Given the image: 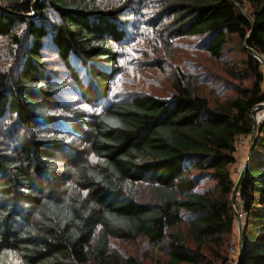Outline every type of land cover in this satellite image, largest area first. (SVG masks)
I'll use <instances>...</instances> for the list:
<instances>
[{
    "label": "trees",
    "instance_id": "trees-1",
    "mask_svg": "<svg viewBox=\"0 0 264 264\" xmlns=\"http://www.w3.org/2000/svg\"><path fill=\"white\" fill-rule=\"evenodd\" d=\"M32 3L0 0V35L19 47L12 29L20 22L31 38L16 75L0 70V122L8 114L30 130L19 142L16 129L8 131L9 153L0 139V264H143L112 247L111 239L146 240L155 264H202L205 250L208 264H228L235 224L228 168L236 161V138L252 133L251 110L264 102L262 66L247 50L264 57V0H36L34 9ZM246 4L253 24L238 10ZM32 11L39 21L26 16ZM48 11L58 22L46 28ZM128 15L139 22L131 25L139 31L135 39L122 25ZM47 33L85 103L108 97L124 39L128 46L141 38L173 57L182 39L195 37L198 49L218 60L235 36L251 85L233 96L215 91L210 99L205 79L212 72L204 66L203 80L179 73L168 99L146 93L105 101L89 125L95 161L76 162L72 194L64 197L57 194L54 162L70 146L51 122L61 84L42 59ZM71 55L86 68V81ZM235 72L238 67L229 74ZM65 112L73 131L85 130V110ZM255 130L234 200L242 220L239 264H264V120ZM202 181L213 183L200 189Z\"/></svg>",
    "mask_w": 264,
    "mask_h": 264
},
{
    "label": "rangeland",
    "instance_id": "rangeland-1",
    "mask_svg": "<svg viewBox=\"0 0 264 264\" xmlns=\"http://www.w3.org/2000/svg\"><path fill=\"white\" fill-rule=\"evenodd\" d=\"M33 1L36 2V0ZM244 9L246 10L245 12H251L247 4ZM135 10H137L136 7L131 9V11ZM30 14L33 16V11L30 12ZM46 14V19H44L46 28L58 22L56 15L51 14L50 11ZM33 17L36 19L35 15ZM133 23H136V20L128 15L122 24L128 36H130V39L133 37L135 39L136 35L139 33V31L131 27ZM138 23L137 20L135 26H137ZM12 31L19 37L20 46L10 45L7 37L0 35V70L7 71L10 75H16L23 59L24 50L28 47L31 38L24 23L16 22ZM42 40L43 45L40 51L46 65L45 69L46 71H50L51 69L52 77H54L53 81L61 84L55 92L57 105L54 111L51 112V122L56 126L55 129L62 131L60 134L63 135L67 146H70V150L57 151V157L54 162L57 194H63L64 197H69L72 194V185L74 184L76 176V162L81 158L92 163L95 161V157L90 152L91 137H89V135L91 128L89 125L91 123V118L100 111L105 101L108 103L116 99L124 100L130 96L146 93L168 99L172 94V81L176 79L179 73H192L198 75L199 78L203 80L206 74L204 70L200 68H204V66L212 72V76H207L205 79L208 90L210 91L207 90L210 99H214L215 96L212 94H215V91L220 95L219 97L224 95L233 96L239 89L251 85V79L244 78L243 65L240 63V61L246 58V53L242 49V43L235 36L230 38L225 46L223 57L218 60L207 56L202 50H199L198 47L201 46V40L195 37L182 39L177 52L174 51L173 57L163 50L156 52L155 48L143 44L141 38L137 39L135 44H132L130 41V45L128 46L123 44L126 41V39H124L123 43H119L116 47L117 52L120 54V64L122 67L120 72L116 74L112 80L108 97L102 99L99 102L100 104L85 103L68 69L52 43L51 34L47 33ZM188 45H193L192 48L194 49L191 48V51L187 50L186 47ZM131 50L133 54H131ZM130 55H133L132 60L135 61H130ZM199 61H202L203 64L199 65ZM71 64L78 72L79 76L86 81V68L74 55H71ZM233 67H238L239 72L235 73H239V75L229 74L230 69ZM261 70L264 73L263 67ZM66 108H81L85 110L86 126L84 131H73V119L65 112ZM257 112L258 108H256V106L250 112V118L253 121L256 119ZM263 120L264 117L260 121L255 122V128L258 127ZM14 122V116L8 114H6L0 122V139L3 141L1 143L5 145L4 149L5 151L7 149L8 153L12 149V143L14 142L13 139H10L8 131L16 129L17 137H15V140L18 142L30 133V130L26 128L22 129L17 124H14ZM50 133L53 134L51 131ZM247 138V142L244 145H235L234 156L236 161L228 168L233 183L236 182L247 156L249 137ZM212 183L211 181H202L199 188L203 189L209 187ZM145 192V189H143L142 193L145 194ZM141 200H143L142 197ZM185 217L187 216L185 215ZM110 244L119 252L136 257L143 264H155V258H152L156 256V253L154 254L155 250L144 239H137L130 242L111 239ZM231 247L238 249V231L236 224H234L230 243L225 249V253L228 256L231 255V257H235V252H228ZM201 261L202 264L210 263L211 259L210 255L207 254V250L202 252Z\"/></svg>",
    "mask_w": 264,
    "mask_h": 264
},
{
    "label": "water",
    "instance_id": "water-1",
    "mask_svg": "<svg viewBox=\"0 0 264 264\" xmlns=\"http://www.w3.org/2000/svg\"><path fill=\"white\" fill-rule=\"evenodd\" d=\"M32 8L34 9L35 7V2L32 0ZM238 10L246 17V19L251 23L253 24V20L252 18L240 7H238ZM26 16H31V14H28ZM253 32V29H251V31H249L246 39H245V45L247 43V40L248 38L251 36ZM247 50H248V53L250 55H252L260 64L261 66L263 67L264 69V63L262 61V59L264 58L262 55H260L259 53H257L254 49H252L251 47H247ZM261 107H264V102H261V103H258L256 105V108H261ZM255 135H256V130H255V121H253V130H252V133L250 135V138H249V145H248V152H247V156H246V159L245 161L243 162V165H242V169L238 175V178L234 184V187H233V190H232V193H231V204L234 208V213H235V224H236V227H237V231H238V255H237V259H236V264H239V261L241 259V254H242V246H243V241H242V220H241V216L240 214L237 212V210L235 209V206H234V200H235V196L236 194L238 193V188H239V184H240V180H241V176L245 170V168L247 167V165L249 164L250 162V159H251V153H252V149H253V145H254V141H255Z\"/></svg>",
    "mask_w": 264,
    "mask_h": 264
},
{
    "label": "built area",
    "instance_id": "built-area-1",
    "mask_svg": "<svg viewBox=\"0 0 264 264\" xmlns=\"http://www.w3.org/2000/svg\"><path fill=\"white\" fill-rule=\"evenodd\" d=\"M255 122H258V121H256L255 120ZM256 124V123H255ZM247 137H242V136H239L238 138H236V140H235V145L237 146V145H239V146H242V145H244L246 142H247ZM241 216V215H240ZM230 251L231 252H235L236 254H238V252H237V249H235V248H233V247H231L230 248ZM236 259H237V257L235 256V257H232V259H230L229 261H228V264H236Z\"/></svg>",
    "mask_w": 264,
    "mask_h": 264
},
{
    "label": "bare ground",
    "instance_id": "bare-ground-1",
    "mask_svg": "<svg viewBox=\"0 0 264 264\" xmlns=\"http://www.w3.org/2000/svg\"><path fill=\"white\" fill-rule=\"evenodd\" d=\"M262 61L264 63V58L262 59ZM263 117H264V107L258 108V112L255 120L260 121Z\"/></svg>",
    "mask_w": 264,
    "mask_h": 264
},
{
    "label": "crops",
    "instance_id": "crops-1",
    "mask_svg": "<svg viewBox=\"0 0 264 264\" xmlns=\"http://www.w3.org/2000/svg\"><path fill=\"white\" fill-rule=\"evenodd\" d=\"M249 138H250V136H249ZM248 145H249V144H248ZM238 246H239V245H238ZM236 249H237V248H236ZM237 251H238V249H237ZM237 255H238V254H236V257H237Z\"/></svg>",
    "mask_w": 264,
    "mask_h": 264
}]
</instances>
